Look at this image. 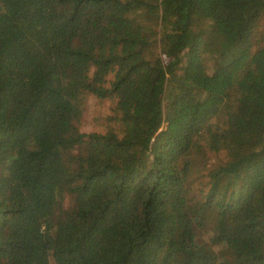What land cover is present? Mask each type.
<instances>
[{
	"label": "trees",
	"instance_id": "obj_1",
	"mask_svg": "<svg viewBox=\"0 0 264 264\" xmlns=\"http://www.w3.org/2000/svg\"><path fill=\"white\" fill-rule=\"evenodd\" d=\"M0 264H264V0H0Z\"/></svg>",
	"mask_w": 264,
	"mask_h": 264
},
{
	"label": "rangeland",
	"instance_id": "obj_2",
	"mask_svg": "<svg viewBox=\"0 0 264 264\" xmlns=\"http://www.w3.org/2000/svg\"><path fill=\"white\" fill-rule=\"evenodd\" d=\"M208 42L212 41V34L207 33L205 35ZM206 68L208 72H211V65L207 62ZM113 103L110 101L100 102L95 97L88 95L83 100L82 106V117L79 123V129L83 133L98 132L104 133L109 128L115 125L118 128V125L110 120L112 118V109ZM223 156L206 153L205 157L197 156L195 161V166L197 167L198 172H191L190 175V189L192 190L191 197L194 199V196H197L199 191L206 190L207 179L205 178L207 174V169H212L223 162ZM203 164V166H202ZM208 236V230L203 233Z\"/></svg>",
	"mask_w": 264,
	"mask_h": 264
}]
</instances>
